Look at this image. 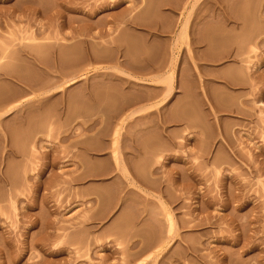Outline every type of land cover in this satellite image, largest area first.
I'll return each instance as SVG.
<instances>
[{"label":"rangeland","instance_id":"374dc122","mask_svg":"<svg viewBox=\"0 0 264 264\" xmlns=\"http://www.w3.org/2000/svg\"><path fill=\"white\" fill-rule=\"evenodd\" d=\"M136 263L264 264V0H0V264Z\"/></svg>","mask_w":264,"mask_h":264},{"label":"bare ground","instance_id":"6f19581e","mask_svg":"<svg viewBox=\"0 0 264 264\" xmlns=\"http://www.w3.org/2000/svg\"><path fill=\"white\" fill-rule=\"evenodd\" d=\"M187 24H188V18H186L184 21H183V24H182V27H181V33L180 34H183L185 31H186V28H187ZM67 85H68V83H67ZM136 111V110H135ZM135 111H133L131 114H133ZM130 114V115H131ZM128 115L129 114H127V116L126 117H128ZM125 119V118H124ZM123 119V120H124ZM122 120V119H121ZM118 126V125H117ZM116 126V127H117ZM119 130H121V129H117V131L116 132H119ZM115 139V145H116V153H119V137L117 136L116 138H114ZM114 141V140H113ZM113 143V144H114ZM115 152V151H114ZM117 161H118V164H119V166L121 167V168H123V170H125V168H126V166H125V163H124V161H123V159L121 158V156H120V154H117ZM169 217H170V215H169ZM169 226H170V224H169ZM171 229H172V227H171ZM136 264H138V263H136Z\"/></svg>","mask_w":264,"mask_h":264}]
</instances>
